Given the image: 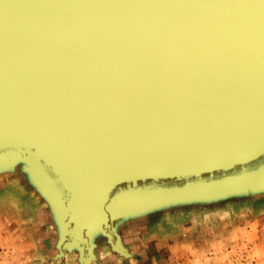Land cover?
<instances>
[{"label": "water", "instance_id": "1", "mask_svg": "<svg viewBox=\"0 0 264 264\" xmlns=\"http://www.w3.org/2000/svg\"><path fill=\"white\" fill-rule=\"evenodd\" d=\"M53 264L264 205V0H0V182Z\"/></svg>", "mask_w": 264, "mask_h": 264}, {"label": "rangeland", "instance_id": "2", "mask_svg": "<svg viewBox=\"0 0 264 264\" xmlns=\"http://www.w3.org/2000/svg\"><path fill=\"white\" fill-rule=\"evenodd\" d=\"M177 224L186 227L178 231ZM263 227V205L239 208L220 217L169 223L150 231L157 258L144 261L148 246L132 245L140 256L132 264H264ZM160 234L165 236L158 243ZM45 237L30 193L18 182L1 181L0 264H53L48 261L52 252ZM98 264L123 263L103 254Z\"/></svg>", "mask_w": 264, "mask_h": 264}, {"label": "crops", "instance_id": "3", "mask_svg": "<svg viewBox=\"0 0 264 264\" xmlns=\"http://www.w3.org/2000/svg\"><path fill=\"white\" fill-rule=\"evenodd\" d=\"M264 206V205H263ZM253 208V207H252ZM220 217V216H219ZM182 220H186V221H195V219L194 218H186V219H182ZM197 220H202V219H197ZM180 220H178V221H175V222H179ZM175 222H171V224L172 223H175ZM169 224V223H168ZM178 226H176V228L175 229H177L178 231H182L183 229H185V227L186 226H182L181 224H177ZM263 229H264V227H263ZM164 236L165 235H162V234H160V239H159V241H158V243H161V242H163V240H164ZM166 238V237H165ZM152 239H151V232L150 231H145V232H141V233H137V234H134L131 238H130V240L128 241V249H129V251L132 253V254H135L136 252H135V250L133 249V246L132 245H136V246H138L139 248H142V245H145L147 248V251H145V256H146V258H144V255H143V257L141 256V258H144L143 260L144 261H149V259H151V258H157V249H156V246L154 245V244H152V241H151ZM136 241V244L134 243ZM140 251H141V249H140ZM138 254H139V252H138ZM136 255V254H135ZM139 255H141V254H139ZM138 255V256H139ZM140 257V256H139ZM139 257H138V259H139ZM142 260V259H141ZM135 262V261H134Z\"/></svg>", "mask_w": 264, "mask_h": 264}]
</instances>
